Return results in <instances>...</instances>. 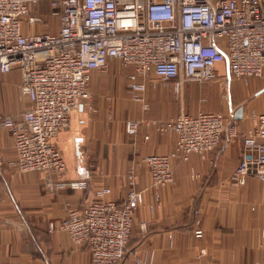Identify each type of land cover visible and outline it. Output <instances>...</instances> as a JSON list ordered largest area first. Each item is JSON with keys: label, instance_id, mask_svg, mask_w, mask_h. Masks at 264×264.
<instances>
[{"label": "built area", "instance_id": "obj_1", "mask_svg": "<svg viewBox=\"0 0 264 264\" xmlns=\"http://www.w3.org/2000/svg\"><path fill=\"white\" fill-rule=\"evenodd\" d=\"M42 2H49L60 19L58 34L25 32V24L45 25L33 13ZM113 60L132 68L127 91L144 112L150 109L147 88L158 84L182 97L187 84L217 83L225 91L223 98L229 99L233 79L249 86L255 78L264 93V0H0V75L18 68L20 96L30 102L20 117L0 115V127L10 131L14 141L17 160L12 166L17 171L64 175L67 165L53 140L71 126L72 114L81 106L95 111L92 73L107 70ZM250 119L252 127L242 142L256 159H242L224 186L242 188L249 177L264 183V112H253ZM143 126L160 135H176V150L140 157L127 175L122 201L97 199L49 226L50 232L64 231L75 244L87 245L91 264H120L128 252L135 216L145 201L138 168L148 167L150 188L158 198V189L175 183L174 161H188L192 154L205 158L226 132L229 138L238 136V121L228 124L219 112H183L168 121L131 119L125 131L136 139ZM150 138L143 136L144 141ZM56 186L51 176L45 178L49 193ZM60 186L86 189L88 184L63 181ZM110 194V188L96 193ZM196 224L200 226V220ZM141 230H148L146 221ZM203 236L202 229L195 230L197 239Z\"/></svg>", "mask_w": 264, "mask_h": 264}, {"label": "crops", "instance_id": "obj_2", "mask_svg": "<svg viewBox=\"0 0 264 264\" xmlns=\"http://www.w3.org/2000/svg\"><path fill=\"white\" fill-rule=\"evenodd\" d=\"M39 11L36 8L34 13ZM51 17L49 29L41 30L39 25L29 28L25 24V32L58 34L60 19L53 13ZM114 61L118 60L111 61L109 68ZM125 68L128 74L133 71ZM95 72L90 82L93 95L99 81ZM21 81L18 68L0 75V115L20 117L29 108L30 102L19 93ZM211 84L185 85L182 98L187 101L188 112L184 113L190 116L222 113L226 123L238 121V136L229 138L226 132L219 147L205 158L192 154L188 161H174L175 183L158 189V198L150 188L148 167L138 168V186L144 191L145 201L136 213L130 248L120 264H137L138 259L145 264H264V183L249 177L239 189L223 185L242 159H256L255 153L244 149L242 135L252 127L251 114L264 112L263 85L255 78L249 86L233 79L229 99L221 98L222 103L210 110L205 108L204 91ZM150 87L146 91L149 111L144 113L137 102L142 116L125 121L141 118L168 121L173 117L161 120L158 116L177 113L179 101L166 96V89L174 92L170 86L159 88V100L153 99L152 104L148 97ZM198 88H202L200 98ZM166 98L175 103L174 111L172 105L165 104ZM93 106L95 111L87 106L74 111L71 126L53 140L67 165L64 175L17 171L12 166L17 160L12 135L0 127V264H91L87 245L75 244L64 231L50 232V224L63 220L71 209L83 208L97 199L122 201L127 194V175L140 157L176 150V135H160L143 126L134 139L120 121L114 123L112 109L107 112L96 103ZM159 108L160 114L156 113ZM131 110L140 112L134 105ZM239 113L241 117H237ZM147 134L151 138L144 141ZM47 176L57 183L51 193L44 188ZM63 181H85L88 186L63 188L60 186ZM105 188L111 189L110 195H96ZM143 221L148 223L146 232L141 230ZM198 228L204 232L200 239L195 237ZM202 250L206 255L201 256Z\"/></svg>", "mask_w": 264, "mask_h": 264}, {"label": "rangeland", "instance_id": "obj_3", "mask_svg": "<svg viewBox=\"0 0 264 264\" xmlns=\"http://www.w3.org/2000/svg\"><path fill=\"white\" fill-rule=\"evenodd\" d=\"M37 9H41L44 10L45 12H47L46 15V20H47V24L45 25H39L40 29H49L50 28V24L52 23V17L50 16V14L48 13V8L44 5L37 7ZM34 11V10H33ZM55 21L57 22V20L55 19ZM45 22V21H44ZM55 22V23H56ZM39 32V31H36ZM43 32V31H40ZM113 66H115V68L113 69ZM128 70L119 62V61H114L113 64H111L110 68L108 67L107 70L105 71H96L95 74L97 75V77L99 78L98 81V85H97V89L94 92V95L92 94V100H93V105L96 103L97 106L101 107V109H104L105 111L109 112V109L114 111V123L120 121L122 127L125 128V120L129 117H135V118H139L141 117L142 113H141V109L138 106V103L136 101H134L130 95L128 94L127 91V75H128ZM152 80H155L154 77H151ZM208 85V84H206ZM163 85L158 84L157 88H153L150 87L148 90V94H149V101L152 102L154 100H159V88H162ZM165 88V87H163ZM166 96L173 97L174 101L178 102V110L177 113H173V114H169L167 116L161 117L158 116L159 119L161 120H165L171 117H174L180 113L183 112H188V105H186V99L182 98L181 96L178 97L176 94H174V92H169L168 89ZM91 91V88H90ZM191 91L193 92L194 90L191 88ZM198 91V98H200L202 95H199L200 93H202V88H198L196 90V92ZM205 93V97H206V104H205V108L206 109H210L211 108H216L218 106V104L222 103L221 98L225 101V98H223V95L225 94V91L222 90V88L220 89V86L217 83H212L211 86H209L208 88L205 89L204 91ZM153 94V95H152ZM184 97V96H183ZM19 98V97H18ZM154 99V100H153ZM19 100V99H18ZM198 102V100H196ZM166 105H172L171 110L174 111V106L175 103L172 101L170 103L169 98H166L165 101ZM185 104V105H184ZM132 105L135 106V108H138L140 110V112L138 111L135 112L134 110H131ZM144 112V111H143ZM162 113V110L159 108L157 110L156 113L160 114ZM141 113V114H140ZM146 113V112H144ZM136 114V115H135ZM140 114V115H138Z\"/></svg>", "mask_w": 264, "mask_h": 264}, {"label": "trees", "instance_id": "obj_4", "mask_svg": "<svg viewBox=\"0 0 264 264\" xmlns=\"http://www.w3.org/2000/svg\"><path fill=\"white\" fill-rule=\"evenodd\" d=\"M46 3L49 4V2H44V3H40V4H38V5H35L34 8H33V10H36L37 7H40V6H42V5H45ZM46 7L48 8V13H49L50 16H51L52 13H53V10L51 9L50 4H49L48 6H46ZM33 13H34V11H33ZM34 14H35V13H34ZM36 14H37L38 16H40V18H42L43 21H45V24L48 23L47 20H46L47 12H45L44 10H41V11H39V12H36ZM38 25H39V24H38ZM130 244H131V240H130V243H129L128 251H129V248H130ZM127 254H128V252H127ZM127 254H126V256H127ZM126 256H125V258H126Z\"/></svg>", "mask_w": 264, "mask_h": 264}, {"label": "water", "instance_id": "obj_5", "mask_svg": "<svg viewBox=\"0 0 264 264\" xmlns=\"http://www.w3.org/2000/svg\"><path fill=\"white\" fill-rule=\"evenodd\" d=\"M237 117H241L240 113H239V114H237Z\"/></svg>", "mask_w": 264, "mask_h": 264}]
</instances>
